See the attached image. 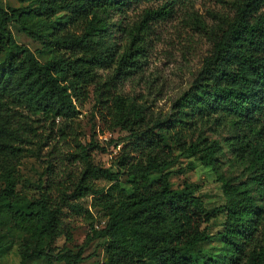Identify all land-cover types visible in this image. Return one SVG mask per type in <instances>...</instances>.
I'll return each instance as SVG.
<instances>
[{
  "label": "trees",
  "instance_id": "obj_1",
  "mask_svg": "<svg viewBox=\"0 0 264 264\" xmlns=\"http://www.w3.org/2000/svg\"><path fill=\"white\" fill-rule=\"evenodd\" d=\"M19 1L27 5L5 9L0 0V43L6 53L5 67L0 69V225L7 213L14 228L35 241L36 254L49 258L43 240L63 237L71 242L72 214L85 212L80 200L93 195L91 207L104 213L106 225L94 226L76 253L54 246L57 261L78 264L85 258L86 245L106 238L102 264H264V145L232 143L235 155L249 163L251 174L249 183L235 184L219 171L220 141L195 137L197 118L233 115L250 126L264 113V0H233V13L210 29V53L191 87L165 115L153 109L152 91L145 94L148 83L142 76L136 79L145 57L141 32L160 12L146 11L130 30L122 52L102 34L107 11L124 12L150 0ZM182 1L165 0L172 5ZM62 13L70 16L68 22ZM13 21L58 54L42 62L29 47L16 42L8 30ZM69 23L82 24V32L72 30ZM37 25L47 30L46 38L34 30ZM101 70L108 73L102 75ZM147 88L151 90L150 84ZM91 92L99 131L119 128L128 133L129 142L116 151L117 170L96 164L83 148L86 168L71 193L58 187L60 194L55 195L51 184L40 181L37 195L30 198L18 188L27 145L41 137V125L57 119L63 123L60 135L72 132L79 108ZM176 151L217 172L226 204L209 210L194 187L172 188V171L165 170L176 159ZM187 168L193 169L194 163ZM120 172L134 178L131 192L121 186ZM155 173L161 174L155 178ZM99 179L110 186L97 188L94 181ZM220 214L226 218L220 234L224 252L214 257L197 247L212 238L204 224ZM3 235L0 229V248L5 244ZM32 256L25 251L20 264H28Z\"/></svg>",
  "mask_w": 264,
  "mask_h": 264
},
{
  "label": "rangeland",
  "instance_id": "obj_2",
  "mask_svg": "<svg viewBox=\"0 0 264 264\" xmlns=\"http://www.w3.org/2000/svg\"><path fill=\"white\" fill-rule=\"evenodd\" d=\"M233 0H184L177 4L166 3L165 0H150L134 4L124 12L109 10L103 15L105 30L102 31L105 39L110 44H117L116 47L122 52L130 41V30L139 24L145 17L146 11H158L160 17L150 23V28L141 32L144 34L145 48L143 53L142 72L144 82L151 86V90L145 86V94L149 91L150 101H153V109L165 115L171 110L173 102L187 91L200 70L205 56L210 53V29L219 23L224 16L230 15ZM5 9L11 7H24L27 3L19 0H1ZM65 22L70 16L62 13ZM163 17V18H162ZM71 23H69L70 26ZM76 32H82L83 25L75 24L70 26ZM16 42L29 47L42 62L51 60L55 54L54 49L44 48L38 40L27 35L22 26L13 21L9 24ZM44 38L47 37V30L35 26ZM50 31V30H49ZM1 36V33H0ZM6 53L0 43V69L5 67ZM106 75L108 70H101ZM142 83L141 86H144ZM135 90V85L131 87ZM137 88L136 91H138ZM135 93V91H134ZM96 98L91 92L89 100L79 108L75 122V129L69 134L60 135L58 128L63 123L52 124L51 122L41 125V137H35L34 141L27 145L29 151L25 153L19 166L20 184L18 188L31 198L37 195L40 181L51 184L54 194H60L57 190L72 189L79 182L86 168V160L82 153L83 148L87 149L89 157L96 164L104 167H111L117 170L115 162L117 152L127 140L128 133L121 129L105 131L101 133L100 120L95 113ZM37 119L35 116H31ZM208 121L197 118L195 126V137L202 135L209 139H217L221 143L222 151L218 156L220 162L219 171L233 183L250 182L251 174L248 169L249 163L238 158L232 148V143L239 144L240 141L250 142L259 148L264 145V113L257 116V119L250 126L245 121L233 115H216ZM39 125V124H37ZM53 127V128H52ZM97 145V146H95ZM174 159L165 171H172L170 183L172 188H184L192 186L196 195L200 196L207 209L226 204L227 198L222 189V182L218 174L211 167H207L196 161L194 157L180 155L175 152ZM194 163V168H187L189 163ZM184 169L183 173H178ZM161 173H155L153 177L158 178ZM133 177L125 172H120L118 180L121 186L128 192L132 191ZM94 184L97 188H108L110 182L99 179ZM256 199L261 203L262 196L256 192ZM93 195L80 200L85 207V212L72 214L73 240L66 242L63 237L50 242L45 238L42 242L43 249L48 253L49 258L36 254V243L31 240L25 232L14 228L13 221L7 213L2 214L3 223L0 225L4 233L5 244L0 248V264H20L22 254L25 251L33 253L27 261L28 264H65L56 260L52 248L54 246H66L67 249L78 252L87 241V236L95 225L102 228L106 225L107 217L98 208H92ZM225 215L209 219L204 226L212 238L201 243L197 250L205 254L219 257L224 252V244L220 234L225 230ZM106 238L96 239L85 246L83 250L84 260L78 264H102L104 258V246ZM139 264H152L150 261H143Z\"/></svg>",
  "mask_w": 264,
  "mask_h": 264
},
{
  "label": "built area",
  "instance_id": "obj_3",
  "mask_svg": "<svg viewBox=\"0 0 264 264\" xmlns=\"http://www.w3.org/2000/svg\"><path fill=\"white\" fill-rule=\"evenodd\" d=\"M96 226V228L98 229L99 228V225L97 224V225H95Z\"/></svg>",
  "mask_w": 264,
  "mask_h": 264
}]
</instances>
